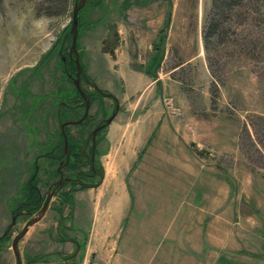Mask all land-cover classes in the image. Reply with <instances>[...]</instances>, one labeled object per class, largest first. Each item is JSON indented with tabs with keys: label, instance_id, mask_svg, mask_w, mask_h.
<instances>
[{
	"label": "rangeland",
	"instance_id": "rangeland-1",
	"mask_svg": "<svg viewBox=\"0 0 264 264\" xmlns=\"http://www.w3.org/2000/svg\"><path fill=\"white\" fill-rule=\"evenodd\" d=\"M75 4L0 0V264H17L12 240L41 208L22 205L36 196L31 183L42 206L66 159L62 123L85 111L70 67ZM226 14L206 40L213 0L86 1L77 49L89 113L66 126L67 181L20 240L22 264H264V0H237ZM95 86L117 97L116 124L154 128L126 176L124 219L101 222L118 230L109 238L92 236L91 204L100 193L109 201L106 188L74 181L101 180L91 132L117 101ZM109 131L96 135L102 173Z\"/></svg>",
	"mask_w": 264,
	"mask_h": 264
},
{
	"label": "crops",
	"instance_id": "crops-1",
	"mask_svg": "<svg viewBox=\"0 0 264 264\" xmlns=\"http://www.w3.org/2000/svg\"><path fill=\"white\" fill-rule=\"evenodd\" d=\"M149 123L150 122L146 123V125H148L146 126L142 119H136L135 122H126L124 125L119 123L116 124L115 120L109 124V146L104 155L106 157V162H108L106 170L101 174L100 182L85 187L87 191H93L94 193L99 189L106 188L104 195H106L107 200H109L102 201L101 199L103 198L100 193L94 205L91 204L93 208H95L94 213H92V218L96 221L95 228L92 229V236L94 237L100 236L102 238H109L119 235L118 230L102 228L101 222L105 220L120 221L123 220L124 215H126V208L123 207L127 205L126 199H128L126 176L128 172L131 171L134 164H136L137 157L142 153L146 146V142H148L152 135L154 128H151ZM131 124H133V126L131 128L128 127V125ZM142 131H145V133ZM106 202H109L111 206L108 211L111 212L112 210L114 212L104 214V211L101 210L100 207L102 208ZM69 241L77 244L75 250L69 255L72 259H76L79 257L83 245L78 238H74V240L70 239ZM91 249H94V246ZM66 264H69L67 258Z\"/></svg>",
	"mask_w": 264,
	"mask_h": 264
},
{
	"label": "water",
	"instance_id": "water-1",
	"mask_svg": "<svg viewBox=\"0 0 264 264\" xmlns=\"http://www.w3.org/2000/svg\"><path fill=\"white\" fill-rule=\"evenodd\" d=\"M87 0H76V4L74 6L73 9V19H72V27H71V35H72V44H71V49L70 52L71 54H74L73 56V60L76 64V78L73 79L75 86L79 89V91L81 92V94L83 95L84 99H85V111L83 113V115L80 118L77 119H69L65 122L62 123V131L65 137V144H64V148H65V152H66V159L64 161H62L59 165V171L61 174V178L55 182H53L51 184V186L49 187V191L47 193V197L43 203V205L41 206V208L25 223V225L23 226V228L21 230L18 231V233L14 236L13 240H12V248L14 250L16 259H17V264H22V260H21V253H20V249H19V242L20 240L25 236V234L28 232V229L31 225H33L34 223L38 222L46 213V211L49 208V204L52 200V197L54 196L57 187H59L60 185L63 184V182L65 181V179H63V167L65 165L68 164L69 159H70V155H71V149H70V145H69V140H68V135L66 133V126L68 124H78L81 121H83L84 119H86V117L88 116L89 113V108H90V97L88 95V93L84 90V88L82 87L81 84V78L82 76L86 78L85 74H84V69L81 65L80 62V58H79V53H78V49H77V39H78V15H79V11L80 9L85 5ZM95 88L102 94L113 97L116 101H117V105L115 107V110L112 112V114L105 118L100 124H98L91 132V138L94 142L93 145V155L91 157V164L92 166H94V159H95V141H96V135L98 133V131H100L102 128H104L105 126L109 125L113 119L115 118L120 104L119 101L117 99V97L112 94V93H105L102 89H100V87L95 86ZM55 186V187H54ZM16 211V210H15ZM15 211L13 213H15ZM19 213H15L12 215V220L11 223L8 225L7 229L5 230V233L8 232V230L10 228H12V226H14L16 224V220H17V216Z\"/></svg>",
	"mask_w": 264,
	"mask_h": 264
},
{
	"label": "trees",
	"instance_id": "trees-1",
	"mask_svg": "<svg viewBox=\"0 0 264 264\" xmlns=\"http://www.w3.org/2000/svg\"><path fill=\"white\" fill-rule=\"evenodd\" d=\"M46 1L48 3H50L52 5V7H55V8L58 7V8H61V10H66V9H68V6H69V0H46ZM236 1L237 0H213L214 8L217 10L219 17L215 18L213 20V22L210 24V31L205 32L204 38L206 40H207V37H209L211 35V33H215L216 31H218V29L222 25V22L224 20H226L228 17L226 12L231 10V8L234 6V4H236ZM48 13L52 14V12H48ZM70 67L76 68V64H75L74 60L70 61ZM67 72H68V75L71 76V72L69 70H67ZM82 97H83V95H82ZM83 99H84V97H83ZM84 104H85V99H84ZM72 109H75V108H72ZM83 113L81 115H79L78 118H80L83 115ZM81 122H83V121H81ZM62 135L64 137L63 131H62ZM70 148L72 151H75L74 150V144H72V142H70ZM79 152L81 154L85 153L83 146ZM63 156H65L64 151H62L61 155H59L60 159H63ZM87 158H88L89 164L91 165L92 170H94V169L98 170V168L95 166V164H94V166H92V164H91V155L87 154ZM99 172L102 174V171H99ZM77 177L80 178L81 177L80 174ZM74 181H76V180H74ZM76 182L79 183L80 185L84 186V187L87 186L84 184L83 181H80V182L76 181ZM31 185L34 188V191L36 192V196L35 197H28L27 200H25L22 204V205L27 206L29 213H33L34 211L38 210L42 204V196H40L39 190L34 187V183H31Z\"/></svg>",
	"mask_w": 264,
	"mask_h": 264
},
{
	"label": "flooded vegetation",
	"instance_id": "flooded-vegetation-1",
	"mask_svg": "<svg viewBox=\"0 0 264 264\" xmlns=\"http://www.w3.org/2000/svg\"><path fill=\"white\" fill-rule=\"evenodd\" d=\"M94 174H96V175H101V173L97 170V169H94L93 170V173H91V175H94ZM75 180L76 181H78V182H80V181H83V180H81V177L80 178H75ZM67 180H65V182H66ZM64 183V182H63ZM55 187V186H54ZM15 213H17V210L15 211ZM15 213H13V214H15Z\"/></svg>",
	"mask_w": 264,
	"mask_h": 264
},
{
	"label": "bare ground",
	"instance_id": "bare-ground-1",
	"mask_svg": "<svg viewBox=\"0 0 264 264\" xmlns=\"http://www.w3.org/2000/svg\"><path fill=\"white\" fill-rule=\"evenodd\" d=\"M5 215V214H4ZM42 219H43V217L41 218V220H39L38 222H36V223H39L40 221H42Z\"/></svg>",
	"mask_w": 264,
	"mask_h": 264
}]
</instances>
